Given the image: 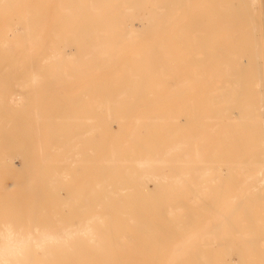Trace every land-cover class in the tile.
Wrapping results in <instances>:
<instances>
[{
    "label": "bare ground",
    "instance_id": "obj_1",
    "mask_svg": "<svg viewBox=\"0 0 264 264\" xmlns=\"http://www.w3.org/2000/svg\"><path fill=\"white\" fill-rule=\"evenodd\" d=\"M22 3L0 0V79L23 89L0 90V172H17L11 149L28 154L9 110L30 87L52 98L58 159L24 202L36 220L0 225V264H264V54L249 1L52 0L15 16ZM77 78L83 93L65 95ZM44 191L69 218H44Z\"/></svg>",
    "mask_w": 264,
    "mask_h": 264
},
{
    "label": "rangeland",
    "instance_id": "obj_2",
    "mask_svg": "<svg viewBox=\"0 0 264 264\" xmlns=\"http://www.w3.org/2000/svg\"><path fill=\"white\" fill-rule=\"evenodd\" d=\"M52 0H26V3H22V4H20V5H18V7H20V9L19 10H16L15 11V16H23V17H26V16H29L25 11L27 10V9H29V10H32V9H40V8H42V9H48V8H50L52 5H51V2ZM249 1V5H250V9H251V20L253 19L254 20V22L253 23H251L252 24V26H251V24L249 25V26H247L248 27V30H250V29H252V28H250L249 29V27H253V25H254V23L256 24V26H254L253 27V29H255V27H257V29H259V30H257V41H258V45H259V47H260V49H261V51H263L262 53L264 54V0H248ZM29 2H30V4H29ZM32 2H33V4H32ZM27 3H28V5H27ZM252 7V8H251ZM133 16L135 17V18H137L138 16H139V13H138V11L137 10H134L133 11ZM253 17V18H252ZM252 20V21H253ZM251 21V22H252ZM4 21H2L1 23H0V28H3L4 26H5V23H3ZM247 27H245V29H247ZM256 30V29H255ZM259 31V32H258ZM261 31V32H260ZM259 33V34H258ZM263 34V35H262ZM260 35V36H259ZM153 38V37H152ZM263 38V39H262ZM260 39V40H259ZM262 43V44H261ZM261 44V45H260ZM13 48V45L12 44H7L6 45V49L7 50H11ZM263 49V50H262ZM131 51H128V55L129 54H131L130 53ZM122 54H123V52H122ZM125 55V54H124ZM125 56H127V55H125ZM71 67L72 66H70L69 67V64L68 65H66V67H64L65 69H71ZM263 67H264V64H263V66H262V75H264V70H263ZM88 78H90V77H87V79ZM93 78V77H92ZM92 78H90V79H88V81L90 80L91 81V79ZM78 79V81H76L75 79V81L74 80H71V81H73V83L72 82H68V81H66L65 83H66V86L68 85V86H70L71 88H72V90L70 89V91H68L67 92V94L65 93V95H70L71 94V96L72 97H74V96H78V95H81V93H83V91H84V89L86 88L85 86L87 85L86 84V78H85V80H81V78L79 79V78H77ZM84 79V78H83ZM16 80V84H19L20 83V79L18 78L17 79V77L15 78V79H12V81H15ZM80 80L82 81L81 82V84L82 85H80V83H78L79 85L78 86H76V88L75 89H73L74 87H73V85L75 84V82H76V84H77V82H80ZM263 85H264V76H263ZM11 81V79H9V78H7V79H0V90L3 88V85L4 84H6V86H5V88H4V90L3 91H1V92H4L3 94H5L4 95V98H7L9 95H10V93H12L13 91L15 92V90L17 89H19V87H18V85H15V83L14 82H10ZM87 81V82H88ZM8 82H10V84L9 85H11V83H12V86H10V87H12L13 89H11V92H10V89H8L7 87H9L7 84H8ZM52 80H50V79H48V78H45L44 80H42L41 81V85H46V87L45 88H49V86L47 85V83H49V84H51L52 85ZM56 82V81H55ZM55 82H53V83H55ZM83 82H84V84H83ZM4 83V84H3ZM14 83V84H13ZM56 83H58V82H56ZM71 83V84H70ZM261 83H262V81H261ZM75 84V85H76ZM88 84H90V82L88 83ZM15 86H17L18 88H16V89H14L15 88ZM36 86H38V85H36ZM48 86V87H47ZM2 87V88H1ZM9 87V88H10ZM85 87V88H84ZM259 87H261V90H263L264 91V87L262 86V84H260V86ZM7 89V90H6ZM33 87H30V88H27V91H29V95L28 94H26V96L28 97H26L25 98V100H23V103L21 104V106H20V108H18V109H16V110H9V114H10V117H12V118H22V119H24L25 120V122H24V125H23V128H22V130H19L20 131V133L24 136V138H27V144H28V146H29V149H28V154L27 155H25L24 154V156L23 155H21V153H19V154H17L13 149H11L10 150V152H11V154H12V156H18L16 159H18V160H15V164H16V166H17V172H15V173H9V172H7L5 169H3V171L1 170V172H0V225L2 224V223H7V222H15V223H21V224H23V223H27V222H30V221H35L36 220V218L34 219V217L32 216V214L31 213H28L27 211H26V209L27 210H29V208L27 207V206H24L25 205V201L30 197V196H34V195H32V193L34 192V191H36V188H37V186H38V184L40 185V183H41V186H42V188L46 185V173H47V171H46V168H48V166H50V167H52L53 166V163H57L54 159H56L57 158V154H55L54 156H53V154L54 153H52V151H50V147H48L47 146V143H46V141H45V136H46V133H45V126H46V124H45V120H44V118H42V116H44V112H45V110L47 109V108H45L46 106H48V104L49 103H52V98L51 97H47L46 95H43V88H41V89H37V87L35 88V89H33ZM83 89V90H82ZM8 90H9V92H8ZM16 90V91H17ZM35 90V91H34ZM41 90V91H40ZM76 90V91H75ZM20 91H23V89H19V92ZM53 92H54V90H52ZM72 91H74V92H72ZM262 91V92H263ZM34 92H36L37 93V95L35 96V94H34ZM72 92V93H71ZM8 93V94H7ZM21 93H23V92H21ZM33 93V94H32ZM63 93V92H62ZM70 93V94H69ZM24 94V93H23ZM64 94V93H63ZM262 94H264V93H262ZM32 95H34L36 98H37V100H35L34 98H33V100H32V98L31 97H33ZM6 96V97H5ZM44 97V98H43ZM52 97H54V96H52ZM31 99V100H30ZM30 100V101H29ZM43 100V101H42ZM4 101H5V99H4ZM25 101V102H24ZM32 101H34L33 102V104H32ZM36 101H38V102H36ZM88 100H85V102L83 101V105L85 106L86 105V103L87 104H89L90 102H87ZM27 102L29 103V104H27ZM41 102V104H39ZM35 103H37V104H35ZM43 103V104H42ZM67 103H70V101H68ZM25 105V106H24ZM31 106H34V107H31ZM37 106L39 107V108H37ZM10 108V107H9ZM23 108H25V109H23ZM31 108H34V109H32V111H30V109ZM37 108V109H36ZM11 109V108H10ZM24 111H23V110ZM45 109V110H44ZM23 111L22 112V114H23V116H21V111ZM28 110V111H27ZM38 110V111H37ZM24 112H25V115H24ZM30 112H32L31 114H30ZM38 112V115L36 114ZM29 113V114H28ZM33 114V115H32ZM28 115H30V116H28ZM32 115V116H31ZM31 117H33L34 119V121H38V123H39V129H40V131H38V126H37V123H35V122H33V124L35 125L36 124V126L33 128V130L35 129V131H36V128H37V131L38 132H40V133H35V131H33V130H31L30 131V126L31 125H29V124H31V121H30V118ZM36 117H39V119L37 120V118ZM45 117V116H44ZM32 119V118H31ZM41 122V123H40ZM45 125V126H44ZM53 125V124H52ZM54 126V128L56 127L55 125H53ZM33 127V126H32ZM32 129V128H31ZM35 133H33V132ZM36 131V132H37ZM32 132V133H31ZM32 134H34V138H33V135ZM37 134H41L40 135V137H39V135L38 136H36ZM35 137H37V139L39 140V138H40V145H41V149H39L38 147L40 146H38V143H39V141L36 139V141H38V143H36V141L34 140L35 139ZM34 141H35V143H34ZM44 143V144H43ZM36 144H37V146H36ZM44 147H45V149H44ZM35 148H38L40 151H41V154L39 153V151H38V149H36L35 150ZM47 149H49L48 151H47ZM32 150L34 151V152H36V154L35 153H33L32 152ZM51 152V153H50ZM44 153V154H43ZM38 154V156H36ZM42 155V157H40V158H42V159H39V156L40 155ZM48 154H49V156H48ZM20 155V156H19ZM52 155V156H51ZM49 157L48 159H46L47 157ZM36 159H35V158ZM46 157V158H45ZM61 157V156H60ZM4 158H0V161H2ZM37 159H39V161L40 160H42V163L41 162H39ZM46 159V160H45ZM58 159V158H57ZM22 160V161H21ZM45 160V161H44ZM18 161V162H17ZM38 161V162H37ZM20 162V163H19ZM1 163V162H0ZM3 163L5 164V160L3 161ZM39 163H40V165H39ZM2 164V163H1ZM0 164V165H1ZM59 164V163H58ZM36 165L39 167H41V169L40 168H36ZM60 165V164H59ZM25 166V167H24ZM31 167V168H30ZM5 168H6V166H5ZM36 169H37V171H36ZM40 169V170H39ZM32 170H33V172H32ZM36 172H35V171ZM26 173V174H25ZM29 173V174H28ZM36 173V174H35ZM25 175H26V177H25ZM34 177V178H33ZM26 178V179H25ZM25 179V180H24ZM39 179V180H38ZM17 180V181H16ZM38 181H40V183L38 182ZM65 184V183H64ZM262 186H261V188H262V190L264 189V181H263V184H261ZM15 186H16V188H15ZM63 184H62V188H63ZM13 189H12V188ZM40 187V186H39ZM11 189V190H10ZM58 192H61V195H60V197H61V202H65L63 199H66L67 197H68V195L66 194V189H63V190H61V188H58V190H57ZM63 192V193H62ZM65 192V193H64ZM14 193V194H13ZM44 195L43 196H41L39 199L40 200H38V202H37V206L38 207H40V208H44V209H46V211H45V217L44 218H47L48 220H52V217L54 216V215H56V214H63L64 216H68V215H70V210L68 209V208H65L64 207V209H65V211H64V209H62V208H60L61 207V205L60 206H58V207H56L54 204H53V200H54V194L53 193H56V191H54V192H51V191H49V192H46V191H44ZM23 196V197H22ZM36 197V196H35ZM20 198V199H19ZM22 207H24L23 209H22ZM38 207H36V208H38ZM59 208V209H58ZM25 209V210H24ZM17 210V211H16ZM22 211H24V212H22ZM26 211V212H25ZM49 211V212H48ZM25 213V214H24ZM47 213H49V216H48V214ZM28 214V215H27ZM25 215H27L28 217H27V219L25 218L26 216ZM44 215V214H43ZM51 217V218H50ZM3 218V219H2ZM68 218H69V216H68ZM22 220V221H21ZM30 220V221H29ZM67 221V220H66ZM235 247H238V246H235ZM241 247V246H240ZM214 249H215V252H218L219 250H220V248H218V246H214ZM37 255H40L39 253H37ZM236 258V257H235ZM234 258V261H236L237 260V258L235 259Z\"/></svg>",
    "mask_w": 264,
    "mask_h": 264
}]
</instances>
